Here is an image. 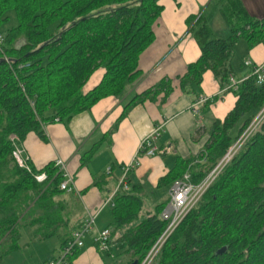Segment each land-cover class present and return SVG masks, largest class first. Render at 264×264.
Instances as JSON below:
<instances>
[{
  "label": "trees",
  "instance_id": "16d2710c",
  "mask_svg": "<svg viewBox=\"0 0 264 264\" xmlns=\"http://www.w3.org/2000/svg\"><path fill=\"white\" fill-rule=\"evenodd\" d=\"M215 3L230 28L228 38L215 34L204 12L187 18L201 55L177 79L195 101L203 95L207 71L223 87L235 76L233 56L240 40L250 48L264 43V17L253 16L243 0ZM10 9H15L18 24L0 32V245L9 237L16 242L21 229L34 226L42 239L58 236L62 248L73 235L63 217V201L56 199L66 193L60 189L64 176L51 162L33 169L48 175L39 183L19 165L15 148L31 132L46 139L43 127L48 122H67L103 98L122 96L141 76L139 59L155 40L153 25L164 6L161 0H0V25L9 19ZM101 68V81L86 91ZM250 73L233 91L234 107L224 119L213 120L204 149L194 158H179L160 185L187 172L194 183L202 181L264 109V82L258 84ZM172 81L136 94L123 115L154 93L172 91ZM138 189L135 184L130 191L120 190L112 206L115 230L128 227L117 247L120 255L131 258L124 264H142L168 225L161 217L167 202L134 225L144 207ZM112 244L104 253H114ZM15 248L12 244L0 252V261ZM222 248L226 251L219 253ZM79 253L77 249L69 256L67 264H74ZM151 264H264V119Z\"/></svg>",
  "mask_w": 264,
  "mask_h": 264
},
{
  "label": "crops",
  "instance_id": "0c3cea01",
  "mask_svg": "<svg viewBox=\"0 0 264 264\" xmlns=\"http://www.w3.org/2000/svg\"><path fill=\"white\" fill-rule=\"evenodd\" d=\"M243 1L253 16L264 17V0ZM161 4L164 9L153 25L155 40L139 59L141 76L122 96L103 98L91 109L75 114L67 122L46 123L43 127L46 139L37 132H31L19 143L32 169L40 170L53 162L59 170L56 162L62 160L67 172L73 177V189L65 190L66 193L56 197L63 201L62 212L68 222L69 232L77 230L90 215L96 217L95 225L85 237L84 246L73 261L74 264H115L110 261L114 253L108 255L101 252L96 238L103 229L110 227L112 245L116 248L122 233L128 229L125 227L115 230L112 225V206L119 192L118 181L123 175L122 167L133 160L141 142L156 125H164L158 145L170 150L161 155L141 156V164L129 174L131 188L138 185V194L144 202L149 196L155 200L165 196L163 202L168 201L172 183L160 185L163 177L176 165L179 158H194L204 149L213 120L224 119L236 103L237 96L234 92L227 86L223 87L209 70L204 74L202 83L203 95L209 101L200 113H196L193 110V96L181 89L177 79L201 55V49L187 24L190 15L204 12L217 36L228 38L231 34L215 0H161ZM246 44L248 50L245 60L264 63V43L254 48H250L247 42ZM103 74V68L97 70L87 82L85 90L95 87ZM247 75L248 72H245L244 77L239 80L245 79ZM165 79L173 80L172 91L167 93L163 89L154 93L150 98L133 105L123 115L126 105L136 94L156 88ZM95 146L98 148L94 155L84 161L86 152ZM110 166L111 173L108 172ZM25 230L35 235L36 227L29 226ZM40 239L47 241L52 237ZM58 239V247L57 242L46 244L38 264H44L60 254L61 239ZM14 252L15 249L8 251L0 262ZM120 260L122 263L127 259L122 256ZM20 264H29L23 254Z\"/></svg>",
  "mask_w": 264,
  "mask_h": 264
},
{
  "label": "built area",
  "instance_id": "2783aa9c",
  "mask_svg": "<svg viewBox=\"0 0 264 264\" xmlns=\"http://www.w3.org/2000/svg\"><path fill=\"white\" fill-rule=\"evenodd\" d=\"M3 40V36L0 35V43L3 42ZM245 65L249 68V70H251L250 74L256 76L257 83L262 84L264 82V63H254L251 59H246ZM241 81L242 80L237 79L234 75H231L227 88L231 91L238 90ZM208 101L209 98L205 95H202L193 104V110L196 113H200V110L204 105H206ZM263 119L264 109L233 144V146L215 166V168L212 169L202 181L194 183L192 181L191 173L187 172L182 179L172 183L169 189V198L167 204L161 214V217L168 221V225L165 231L162 233L159 241L154 245L151 252L142 262V264H150L151 260L159 251L163 242L173 232V230L178 227V225L184 220L188 213L199 204L205 193L212 186L224 167L232 160L235 154L240 150L251 134L260 125ZM163 132L164 125H156L143 139L136 156L130 163L122 167L123 175L118 181V191H130L131 185L129 183V174L139 167L141 164V156L161 155L170 150V148L163 149L158 145V140L162 136ZM12 139L17 140L15 136H13ZM23 152L24 150L21 149L19 145H17L14 151V156L21 167H24L29 172L33 173V169L29 165L27 158L24 157ZM56 166L59 167V171L64 176V180L60 185V189L71 191L73 189L71 186L73 183V177L67 172L65 163L62 160H58L56 162ZM111 170L112 167L110 166L108 168V172L111 173ZM33 175L40 183H43L48 179L46 172L33 173ZM95 222L96 217L94 215H90L89 218L73 232L72 238L61 248L60 254L57 257L46 261L44 264H67L68 257L73 255L77 249H81L84 246V239L91 232ZM111 235L112 229L107 227L103 229L96 238L97 246L101 252H105L110 249L112 241Z\"/></svg>",
  "mask_w": 264,
  "mask_h": 264
},
{
  "label": "rangeland",
  "instance_id": "374dc122",
  "mask_svg": "<svg viewBox=\"0 0 264 264\" xmlns=\"http://www.w3.org/2000/svg\"><path fill=\"white\" fill-rule=\"evenodd\" d=\"M7 15L9 16V19L6 21H3L0 25V32L1 33H5L7 28L16 26L18 24V16H17L15 9H10L8 11ZM221 19L223 22L224 20L222 17H221ZM247 50H248V48H247V44H246L245 40H241V43H238L236 46L235 54L233 57V65L235 67V71H236L235 77L237 76L236 77L237 79H241L242 77H244V73L245 72L247 73L249 70V68L245 65V57H246ZM241 73H243V74H241ZM164 200H165V196H162L161 198H159L157 200H155L154 198H152L150 196L146 197L145 202H144V208H143V211L141 213L140 219L135 221L134 224H137L142 218H144L146 216V214L149 211L154 210L155 206L159 202H163ZM26 228L27 227L21 229L22 230L21 236L18 238V240L16 242H13V238L9 237V238L5 239L4 242L1 243L0 252L6 251V249L10 248L12 246V244H13V246H16V248H15V252L13 254L9 255V257L5 258L2 262H0V264H20L22 261V254L24 255V257L26 258V260L29 264H38L40 257L43 255L44 247L46 246V244H48L50 242H52V243L57 242L56 247L59 246L60 240L58 239V237H52L51 240H47L48 242L42 241L36 235L30 234V232L29 233L26 232L27 231V230H25ZM30 231H32V230H30ZM160 237L158 239H160ZM168 238L163 242L159 251L161 250L163 245L166 243ZM157 242H158V240H157ZM52 243H50V244L52 245ZM16 249L18 251H16ZM151 250H150V252H151ZM120 251H121V249L116 247L115 251H114V257H112L110 261L114 262L115 264H124V262L120 263V261H121L120 259L122 257V255H120V253H121ZM159 251L155 254V256L151 260L150 264L154 261L155 257L159 253ZM149 253L147 254V256L149 255ZM147 256H146V258H147ZM126 259L130 260L131 258H130V256H127Z\"/></svg>",
  "mask_w": 264,
  "mask_h": 264
},
{
  "label": "water",
  "instance_id": "95a60500",
  "mask_svg": "<svg viewBox=\"0 0 264 264\" xmlns=\"http://www.w3.org/2000/svg\"><path fill=\"white\" fill-rule=\"evenodd\" d=\"M225 251H226V248H222V249L219 250V253H223ZM137 263H138V261L136 260V261H134L133 264H137Z\"/></svg>",
  "mask_w": 264,
  "mask_h": 264
},
{
  "label": "bare ground",
  "instance_id": "6f19581e",
  "mask_svg": "<svg viewBox=\"0 0 264 264\" xmlns=\"http://www.w3.org/2000/svg\"><path fill=\"white\" fill-rule=\"evenodd\" d=\"M178 226H179V225H178ZM176 228H177V227H176ZM176 228H175V229H176ZM175 229H174V230H175ZM174 230H173V231H174ZM172 233H173V232H172ZM172 233H171V234H172ZM171 234H170V235H171ZM170 235H169V236H170ZM161 236H162V235H161ZM169 236H168V237H169ZM168 237H167V238H168ZM158 241H159V240H158Z\"/></svg>",
  "mask_w": 264,
  "mask_h": 264
}]
</instances>
